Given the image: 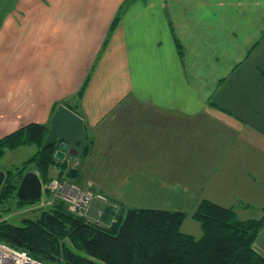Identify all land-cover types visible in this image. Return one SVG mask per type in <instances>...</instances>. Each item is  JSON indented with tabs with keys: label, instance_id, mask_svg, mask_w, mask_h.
I'll use <instances>...</instances> for the list:
<instances>
[{
	"label": "crops",
	"instance_id": "obj_1",
	"mask_svg": "<svg viewBox=\"0 0 264 264\" xmlns=\"http://www.w3.org/2000/svg\"><path fill=\"white\" fill-rule=\"evenodd\" d=\"M124 3L0 0V138L65 104L87 136L64 158L75 178L56 165L52 178L260 217L264 0H131L111 30ZM253 248L264 256V226Z\"/></svg>",
	"mask_w": 264,
	"mask_h": 264
},
{
	"label": "trees",
	"instance_id": "obj_2",
	"mask_svg": "<svg viewBox=\"0 0 264 264\" xmlns=\"http://www.w3.org/2000/svg\"><path fill=\"white\" fill-rule=\"evenodd\" d=\"M129 1L121 6L111 30ZM48 132L49 124L23 126L0 138V156L6 148L35 145L26 163L35 164L45 183L51 166L58 165L61 171L68 168L66 160L54 157L58 140L41 148ZM23 175L22 167L5 172L0 201L13 197L20 207L37 200L16 196ZM123 208L121 202L108 200L99 215L102 221L107 216L108 222L101 223L71 212L62 200L55 199L18 223L0 220V242L45 264H264V256L253 248L264 226V208L258 218L241 219L234 207L201 199L191 213L199 224L198 236L181 231L186 217L183 210Z\"/></svg>",
	"mask_w": 264,
	"mask_h": 264
},
{
	"label": "rangeland",
	"instance_id": "obj_3",
	"mask_svg": "<svg viewBox=\"0 0 264 264\" xmlns=\"http://www.w3.org/2000/svg\"><path fill=\"white\" fill-rule=\"evenodd\" d=\"M35 150H36L35 145H21V146H17V147L10 148V149L6 148V150H4V152L0 156V169L4 172H6L7 170H12L13 172L14 171L16 172L18 167H22V170L24 173L27 171H36L37 174L40 175L39 171L36 169L35 164L33 162L26 163V160L35 152ZM66 163L68 165V163L70 162L67 161ZM56 166L59 168L58 165ZM50 179H52V176H50L48 172L47 180L49 181ZM47 180H45L44 185L47 184L48 182ZM42 196H43V199H46L49 196V192L46 188L44 189ZM199 201H197L196 203H192V201H185L186 205L185 207L181 209L186 213V217L183 221V224L181 225V231L190 233L194 236H198L200 231H199V224L191 217V213L194 211ZM124 202L126 204H131V205H126L125 203H122L124 204L125 208H127V206L138 207L135 204H144L143 202H137V201L136 202L135 201H124ZM169 202L164 201V200H159V201L157 200V201H150L149 203H151L155 208L164 209L165 205L169 204ZM45 205H48V204H45ZM45 205L41 203V199H37L36 201L26 202L22 206L17 207L16 199L11 197L10 199H8V201H0V212H1L0 220L6 219L12 222L18 223L24 217L35 216L37 214V211L40 208L44 207ZM104 205H105V202H101V201L93 199L90 203V207L88 210V217L92 220L97 219L101 223L108 222V220H106L107 216L105 217V220L103 219L102 221L101 217L98 216V212L96 211L97 209H102ZM125 208L123 209L125 210ZM167 208H170V207H166L165 209Z\"/></svg>",
	"mask_w": 264,
	"mask_h": 264
},
{
	"label": "water",
	"instance_id": "obj_4",
	"mask_svg": "<svg viewBox=\"0 0 264 264\" xmlns=\"http://www.w3.org/2000/svg\"><path fill=\"white\" fill-rule=\"evenodd\" d=\"M86 131L82 118L65 104H59L50 118L49 132L41 146L44 148L54 140H58L54 157L60 161L65 156L77 155V149L71 146V142L86 139ZM77 169L73 166L67 170L70 178H75ZM5 172L0 169V186L4 180ZM42 195V182L36 171H27L22 176L16 190L19 198L39 199Z\"/></svg>",
	"mask_w": 264,
	"mask_h": 264
},
{
	"label": "built area",
	"instance_id": "obj_5",
	"mask_svg": "<svg viewBox=\"0 0 264 264\" xmlns=\"http://www.w3.org/2000/svg\"><path fill=\"white\" fill-rule=\"evenodd\" d=\"M47 189L49 196L41 199L43 205L50 204L54 199H60L71 212L88 217V210L93 199L108 203L106 196L100 192H94L90 188V183L82 187L76 183L65 179L52 178L44 189ZM98 216L101 210L97 209ZM0 264H45L38 259L28 255L25 251L13 248L5 243L0 242Z\"/></svg>",
	"mask_w": 264,
	"mask_h": 264
}]
</instances>
